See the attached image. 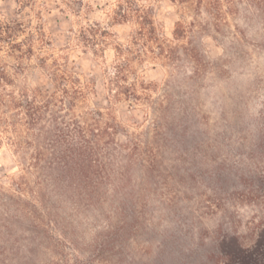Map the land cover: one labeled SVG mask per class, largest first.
I'll return each mask as SVG.
<instances>
[{
  "label": "rangeland",
  "instance_id": "rangeland-1",
  "mask_svg": "<svg viewBox=\"0 0 264 264\" xmlns=\"http://www.w3.org/2000/svg\"><path fill=\"white\" fill-rule=\"evenodd\" d=\"M194 2L0 0V264H264V0Z\"/></svg>",
  "mask_w": 264,
  "mask_h": 264
},
{
  "label": "trees",
  "instance_id": "trees-1",
  "mask_svg": "<svg viewBox=\"0 0 264 264\" xmlns=\"http://www.w3.org/2000/svg\"><path fill=\"white\" fill-rule=\"evenodd\" d=\"M176 5H179L183 10L191 9L194 12H197L201 9L203 6V3H195L194 0H171ZM219 2V1H218ZM112 20L114 23H126L131 22L136 25L137 29L135 31H139V34L141 35H151L155 34V31H159L156 22L154 19V12L153 9L149 7H141L139 5L134 4V0H119V3L116 7V9L112 12ZM0 28L5 29L4 26H1ZM18 31H0V43L13 41L19 34H21L24 31H19V28L17 27ZM175 31H188L187 28L183 26V24L178 23L177 29ZM90 35L95 36L94 31H87ZM141 32V33H140ZM96 33V32H95ZM102 34H106L105 31ZM85 38L87 37V33H84L83 35ZM91 40V39H90ZM88 39V41L90 42ZM25 43L24 42H15L12 43V48L15 50V52H18V60L19 64H22L23 58L30 57L33 54V43H30L26 46L24 49ZM160 58L163 59H169L172 58V55L166 56L165 48L160 47ZM24 56V57H23ZM128 66L130 65L131 60L128 59ZM127 66V67H128ZM122 69V66H119V69ZM120 74L118 76L119 79L125 80L124 76V70L120 71ZM55 80L60 81H66L68 76L67 74L58 75V73L54 74ZM7 79L5 73L0 69V107H2L4 103L3 96L1 95V90L4 89L5 85H7ZM36 95L42 96V92L40 90H37ZM27 116H29L31 119L35 120V113L32 112V110H35L36 107H34L31 103L28 102L27 104ZM262 239L264 240V232L262 235Z\"/></svg>",
  "mask_w": 264,
  "mask_h": 264
}]
</instances>
